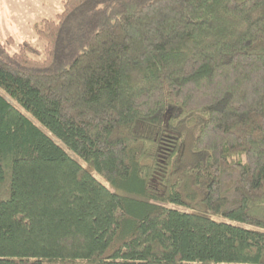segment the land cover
<instances>
[{
  "label": "trees",
  "instance_id": "1",
  "mask_svg": "<svg viewBox=\"0 0 264 264\" xmlns=\"http://www.w3.org/2000/svg\"><path fill=\"white\" fill-rule=\"evenodd\" d=\"M62 4L0 41V264H264V0Z\"/></svg>",
  "mask_w": 264,
  "mask_h": 264
},
{
  "label": "rangeland",
  "instance_id": "2",
  "mask_svg": "<svg viewBox=\"0 0 264 264\" xmlns=\"http://www.w3.org/2000/svg\"><path fill=\"white\" fill-rule=\"evenodd\" d=\"M63 0H0V41L11 36L9 53L16 52L21 42H29L35 50L32 56L43 57L44 42L33 31V25L43 19H54L63 10Z\"/></svg>",
  "mask_w": 264,
  "mask_h": 264
}]
</instances>
